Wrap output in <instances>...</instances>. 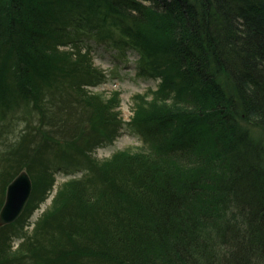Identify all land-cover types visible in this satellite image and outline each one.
I'll return each mask as SVG.
<instances>
[{"label": "trees", "instance_id": "16d2710c", "mask_svg": "<svg viewBox=\"0 0 264 264\" xmlns=\"http://www.w3.org/2000/svg\"><path fill=\"white\" fill-rule=\"evenodd\" d=\"M92 40L134 50L160 81L154 103L135 97L141 149L103 162L91 153L119 130V101L86 89L107 80ZM81 110L91 138L36 135L30 164L9 149L29 150L46 126L78 128ZM22 112L37 122L0 149V170L5 184L29 173L25 211L57 167L82 176L33 237L25 212L0 227V264H264V0H0V119Z\"/></svg>", "mask_w": 264, "mask_h": 264}, {"label": "rangeland", "instance_id": "374dc122", "mask_svg": "<svg viewBox=\"0 0 264 264\" xmlns=\"http://www.w3.org/2000/svg\"><path fill=\"white\" fill-rule=\"evenodd\" d=\"M91 45L93 46L92 54L94 65L104 71L107 80L99 86L88 87L86 89L90 92L89 94L100 99V101L106 103L111 101V103H114L115 101L113 99L115 97L119 101L118 107H116L114 110V113L117 112L119 114V130L116 134L111 136V140L103 139V142H100L96 147H94L91 153L94 160L103 162L110 159L118 152H135L138 149H141L142 139L137 131L130 126V121L136 116L137 111L135 106V97H146L144 101H148V103L153 101L154 103V95L158 90L160 81L153 78L149 74H141L137 65L139 56L134 50L127 49V51L123 53L113 44H107L97 40H92ZM141 102H143V100H141ZM111 103L109 102V105ZM109 118H112V116ZM0 120L1 150L7 149L11 144L14 145L15 143H18L23 136L28 134L27 128L32 127L29 125H35L37 122L35 121V117L25 114L24 112L14 115V117L8 116L5 119ZM87 121V116H84V112L81 110L79 117H77V122L80 123L78 128L66 127V125H68L66 121V124L64 123L58 126H46L42 133L39 131L37 134H32L30 136V141H27L28 146L30 147L29 150L26 149L25 146L22 147L21 144L10 146L9 149H14V152L18 153L20 157L23 156L24 158L21 160L26 162L24 164H30L31 159H34L36 155V150L38 149L39 145V143H37L34 139L36 135L41 137L40 141H42V143L46 141L62 142L63 140L72 141L89 139L93 136V133L91 132L92 126L90 127V124L87 123ZM67 137L70 140H68ZM50 139L52 141H50ZM62 147L65 148V144H62ZM25 154L27 155L24 156ZM57 168L55 169L54 174V188L46 197V199L36 208L30 207L27 211H24L25 214L23 213L24 215L22 220H24V222L22 223H25V228L24 230L22 229V232L27 233L29 237L34 236V232L37 228L39 220L42 219L46 211L51 208L53 199L56 196L59 187L70 179L79 178L82 176L81 172H76V174H67L64 170ZM1 174L2 171L0 170V200L2 198L4 185H6L4 196L5 202L7 187L15 178L9 184H5L4 177H2ZM17 229L19 231V235H15L13 237V251L18 249L24 240V234L21 236L22 232L20 227L18 226ZM13 231H16V229H13Z\"/></svg>", "mask_w": 264, "mask_h": 264}, {"label": "water", "instance_id": "95a60500", "mask_svg": "<svg viewBox=\"0 0 264 264\" xmlns=\"http://www.w3.org/2000/svg\"><path fill=\"white\" fill-rule=\"evenodd\" d=\"M33 194V181L27 171H22L8 185L6 199L0 211V227L18 221L27 208Z\"/></svg>", "mask_w": 264, "mask_h": 264}]
</instances>
